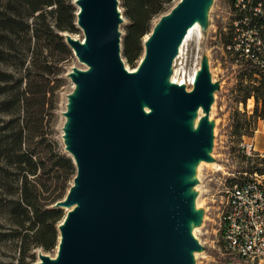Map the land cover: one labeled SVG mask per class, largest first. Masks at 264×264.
<instances>
[{"label":"water","instance_id":"95a60500","mask_svg":"<svg viewBox=\"0 0 264 264\" xmlns=\"http://www.w3.org/2000/svg\"><path fill=\"white\" fill-rule=\"evenodd\" d=\"M207 1L179 0L129 73L118 56L116 0H73L82 38L61 36L88 68L69 75L76 90L64 138L75 175L55 204L70 208L57 226L56 256L36 264H192L199 246L188 223L198 216L185 194L187 164L209 160L212 137L206 118L196 129L187 122L197 108L208 112L213 86L205 65L189 92L166 79Z\"/></svg>","mask_w":264,"mask_h":264},{"label":"trees","instance_id":"16d2710c","mask_svg":"<svg viewBox=\"0 0 264 264\" xmlns=\"http://www.w3.org/2000/svg\"><path fill=\"white\" fill-rule=\"evenodd\" d=\"M173 1L120 0L128 65L139 56L152 18ZM226 3L230 24L221 45L239 58L232 102L242 107L233 111L231 128L249 136L264 120V0ZM75 12L72 0H0V243H13L14 264H33V249L57 246L64 216L55 204L75 175L50 127L60 64L70 53L61 34L76 31ZM228 259L219 264L237 262Z\"/></svg>","mask_w":264,"mask_h":264},{"label":"rangeland","instance_id":"374dc122","mask_svg":"<svg viewBox=\"0 0 264 264\" xmlns=\"http://www.w3.org/2000/svg\"><path fill=\"white\" fill-rule=\"evenodd\" d=\"M178 2L179 0H174L163 12L152 18L147 38L159 21L168 16ZM73 7L76 11V7L74 5ZM204 10L203 17L198 22V32L192 33L182 47L180 55L174 58L170 66V72L173 74L176 71L180 75L183 73L184 80L187 81L189 74L193 73L194 69L205 65L210 84L213 86L211 102L207 112L209 124L213 128L211 148L208 151L209 156L207 155L209 160L204 161V163L194 164L197 169L193 171L195 178L191 180L192 177H189L186 180L192 183L189 187V193L192 195L194 203L200 208L198 214L200 213L199 217L201 218L198 217V222L193 225V228L196 229L194 239L199 249L194 251L196 255L194 253L192 255V264H219L222 260H229V257L222 251L219 239V217L222 206V199H220L219 193L222 189L223 179L230 173H233L238 178L242 177L243 173L248 174L251 170L259 169L260 166L264 165V157L259 158L256 156L257 151L264 152V144H262L264 139V120L257 122L256 129L249 136L233 134L231 115L235 109L242 111L241 106L237 107L232 102L233 89L239 72V58L226 51L221 45L222 38L226 36L227 28L230 24V12L226 0H208ZM116 12L120 20L117 25L119 61L125 68L133 71L144 55V42L147 38H144L145 36L142 37L139 56L133 61L131 66L128 65L122 57V40L124 26L127 21L123 16L120 0H116ZM74 26L76 28L75 23ZM63 34L75 40L82 38V33L77 28L74 33ZM68 49L70 51L69 55L65 56V60L60 64L61 72L58 76L62 78V82L55 93V104L50 127L53 139L57 142L61 152L69 157V154L65 151L64 136L68 124L65 113L68 109L69 98L74 95L76 90V86L71 82L69 75L75 70H87V67L74 57L69 47ZM184 89L189 92L192 86L186 83ZM252 106V101L247 100L245 110L249 112ZM199 121L198 119L193 122V129H196ZM242 142L253 146L254 151L250 150V156L244 154L241 148ZM217 167H220V170H216ZM71 184L72 181L69 185ZM66 211L64 208L62 209L63 216ZM56 247L49 252H43L38 248L33 249L30 252L34 255L33 264L38 262V256L40 255L54 258ZM15 256L16 251L13 243H0V264H14Z\"/></svg>","mask_w":264,"mask_h":264},{"label":"built area","instance_id":"2783aa9c","mask_svg":"<svg viewBox=\"0 0 264 264\" xmlns=\"http://www.w3.org/2000/svg\"><path fill=\"white\" fill-rule=\"evenodd\" d=\"M241 148L247 156L254 151L244 142ZM256 156L263 158L264 152L257 151ZM219 195L222 251L236 264H264V165L239 178L227 174Z\"/></svg>","mask_w":264,"mask_h":264},{"label":"bare ground","instance_id":"6f19581e","mask_svg":"<svg viewBox=\"0 0 264 264\" xmlns=\"http://www.w3.org/2000/svg\"><path fill=\"white\" fill-rule=\"evenodd\" d=\"M211 2V1H210ZM209 5V4H208ZM205 11V10H204ZM206 15V14H205ZM198 32V22H197V20H195V22L193 23V25H192V27L190 28V29H188V31H187V33H186V35H185V37H184V39L181 41V43L177 46V52H176V55H175V57L176 56H178V55H180V53H181V50L183 49L182 47L184 46V44L186 43V41L189 39V37L192 35V33H197ZM144 38H147V35L144 37ZM83 42V41H82ZM174 57V58H175ZM174 58H173V60H174ZM141 60H142V58H141ZM141 60H140V62H141ZM173 60H172V62H173ZM172 62H171V64H172ZM140 64V63H139ZM123 68L127 71V72H129V73H132V72H135V70L136 69H134L133 71L132 70H129V69H127V68H125L124 67V65H123ZM88 69V68H87ZM198 70H199V68H196V69H194V72L193 73H191V74H189V76H188V78H187V81H185L184 80V77H183V73L180 75L179 73H177L176 71L173 73V74H171V72L169 73V75H168V77H167V79H166V84H174V85H178V86H182V87H184L185 85H186V83L188 84V85H190V86H193V83H194V80H195V77H196V74H197V72H198ZM82 71V70H81ZM142 109H143V111H144V113L145 114H148L150 111L148 110V108H146L145 106H142ZM208 116V113H205L204 114V112L200 109V108H197L194 112H192L191 114H190V119L188 120V124L191 126V128H193L192 127V124H193V122H195V121H197L198 119L200 120L201 118H206V121H207V123L209 124V118L207 117ZM196 124H197V122H196ZM195 125V124H194ZM209 126H210V133H211V136H212V132H213V128H212V126L209 124ZM208 151L209 150H206V154L208 155ZM209 156V155H208ZM199 162H203L204 163V161H202L201 159H199L196 163H199ZM194 164V162L193 163H189V164H187V168H188V171H190L191 173H190V178H191V180L193 179V178H195V176H194V174H193V171L194 170H197L196 169V167L193 165ZM198 165H200V164H198ZM194 166V167H193ZM197 166V165H196ZM216 170H220V167H217L216 168ZM196 174V173H195ZM195 180V179H194ZM193 180V181H194ZM198 180V179H197ZM187 181V180H186ZM187 182H189V181H187ZM195 184V183H194ZM194 188V187H193ZM192 188V189H193ZM195 190V189H194ZM196 193V192H195ZM186 195L188 194H190L189 193V190L187 191V193H185ZM193 194V193H192ZM198 196V195H197ZM195 200H196V198H195ZM196 202H197V200H196ZM201 206V205H200ZM67 211L68 210H70V208L69 209H66ZM200 210V208L197 206V204H195L194 203V199H192V204H191V212L193 213V214H196L198 217L200 216L199 214H198V211ZM200 218V217H199ZM201 219V218H200ZM189 222V221H188ZM197 222H198V220H197ZM189 224V229H188V231H189V235L194 239L195 238V236H194V232H195V230L196 229H194L193 228V225L195 224L194 222H189L188 223ZM199 228V227H198ZM195 240V239H194ZM56 252H57V247H56ZM194 252H191L190 254L191 255H194L193 254ZM196 255V254H195ZM55 256H56V254H55ZM55 258V257H54Z\"/></svg>","mask_w":264,"mask_h":264},{"label":"crops","instance_id":"0c3cea01","mask_svg":"<svg viewBox=\"0 0 264 264\" xmlns=\"http://www.w3.org/2000/svg\"><path fill=\"white\" fill-rule=\"evenodd\" d=\"M256 132H257V131H256ZM254 137H255V135H254ZM254 137H253V138H254ZM262 144H264V139H263V141H262Z\"/></svg>","mask_w":264,"mask_h":264}]
</instances>
